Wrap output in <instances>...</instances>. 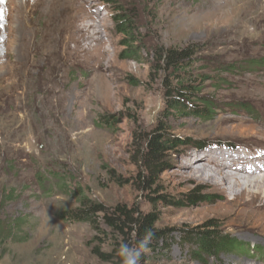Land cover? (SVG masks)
I'll list each match as a JSON object with an SVG mask.
<instances>
[{
  "label": "rangeland",
  "instance_id": "obj_1",
  "mask_svg": "<svg viewBox=\"0 0 264 264\" xmlns=\"http://www.w3.org/2000/svg\"><path fill=\"white\" fill-rule=\"evenodd\" d=\"M120 14L132 35L119 31ZM186 47L197 88L165 114L155 52ZM202 97L207 118L194 113ZM159 122L177 145L142 188ZM220 152L248 163L264 153V0H0V264H120L93 252L120 242L102 213L60 218L83 196L116 216L118 205L153 212L170 230L169 248L144 250V264H264V230L230 226L212 185L188 175V159ZM210 224L237 249L199 253L181 241Z\"/></svg>",
  "mask_w": 264,
  "mask_h": 264
},
{
  "label": "trees",
  "instance_id": "obj_2",
  "mask_svg": "<svg viewBox=\"0 0 264 264\" xmlns=\"http://www.w3.org/2000/svg\"><path fill=\"white\" fill-rule=\"evenodd\" d=\"M119 31L126 36L133 33V26L130 20L120 14L116 19ZM194 49L186 47L181 50L167 49L164 53L156 51L159 63L162 65L163 85L165 86L166 106L163 113H168V108L181 109L186 96L192 95L191 92L196 91V85L187 83L191 77L187 74L188 60L194 53ZM158 72V70H157ZM175 80L177 85L171 86V80ZM171 82V83H170ZM205 105L204 109L194 110L196 116L203 118L209 117L212 112L207 106H211L208 98H198ZM162 123H158L152 130L148 139V149L143 153V161L147 176L138 173L136 183L142 188L152 186L154 176L159 170L166 166L164 160L165 152L173 149L177 139H171L166 133L162 132ZM171 142V143H169ZM206 196H192L188 201H206ZM80 206L74 210H68L61 214L60 218L67 222H93V216L96 213H102L104 224L111 230V233L117 234L120 242L113 244L110 252H102L94 249V254L102 262H110L113 259L119 260L120 264H144L148 260V256L143 254L144 250L155 251L157 249L167 250L169 241L171 242L170 230L158 229L155 224L157 218L153 212H147L143 215L135 216L131 210L123 205L115 208V213L108 214V209L100 203L91 202L87 197H81ZM213 225H206L192 230H185L181 241L185 240L196 244L199 253L221 252L223 250L237 249L230 239L221 236L217 230H213ZM183 242V241H182ZM115 258L113 257V254Z\"/></svg>",
  "mask_w": 264,
  "mask_h": 264
},
{
  "label": "bare ground",
  "instance_id": "obj_3",
  "mask_svg": "<svg viewBox=\"0 0 264 264\" xmlns=\"http://www.w3.org/2000/svg\"><path fill=\"white\" fill-rule=\"evenodd\" d=\"M82 44L80 42L78 48L84 49ZM230 131L237 132L232 127ZM215 154L217 156L194 155L188 159L190 179L212 185L211 190L223 199L216 210L221 219H226L238 231H250L259 236L264 230V153L251 156L254 158L249 163L247 156L232 161L228 153Z\"/></svg>",
  "mask_w": 264,
  "mask_h": 264
}]
</instances>
